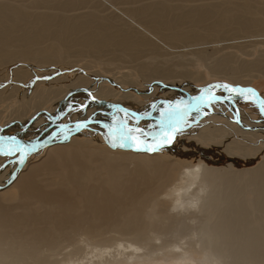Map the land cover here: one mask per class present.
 Listing matches in <instances>:
<instances>
[{
	"label": "bare ground",
	"instance_id": "1",
	"mask_svg": "<svg viewBox=\"0 0 264 264\" xmlns=\"http://www.w3.org/2000/svg\"><path fill=\"white\" fill-rule=\"evenodd\" d=\"M28 3L42 11L26 9ZM260 40L264 42V0H0V67H15L13 74L22 81L33 66L57 69L58 64L72 65L69 63L87 56L112 65V69L137 71L135 77L130 70L125 81L139 89L138 75L154 79L157 84L153 83L151 96L161 90L159 96L181 102L180 97L188 94L185 102H191L201 92L182 84L206 80V73L240 83L234 87L256 90L250 86L252 79L264 75V49H254ZM254 52L257 55L250 60L241 57ZM198 61L206 71H190ZM176 77L181 79V90L160 88V83ZM72 85L87 86L78 92L81 102L72 105L70 96L60 103L59 111L67 109L73 115L54 119L57 114L45 112L50 124L47 129L40 127L37 133L41 134L33 141L19 134L0 135L39 149L23 164L16 157L12 167L0 174V264H111L114 261L103 262V258L112 250L124 254L122 250L130 248L128 255L142 257L139 252L151 246H159L165 253L169 248L170 258L191 259L190 264H194L193 253L208 264H264V161L239 170L188 166L163 155L184 148L175 146L180 131L174 143L158 150H163L160 154L134 147L119 150L110 142L107 147V130L102 125L112 124L114 116L124 118L116 106L138 115L129 108L135 107L137 96L128 91L119 94L102 81L96 87L92 79L82 76ZM60 91L62 88H42L27 99L24 95L17 113L27 118L32 101L44 104ZM4 93L0 91V103ZM12 94L4 95L5 99ZM216 95L228 93L216 89ZM237 98L224 102L231 109L227 113L215 112L217 105H213L214 111L206 119L224 117L240 134L260 136L264 115L257 108L260 118L247 117L241 102H235ZM167 100L162 104L155 101L158 107L153 109L151 104L149 111L139 115L151 113L143 119L159 120L161 110L175 105ZM82 105H87L86 111L80 109ZM208 109L212 106L202 112ZM195 115L193 112L188 120ZM89 119L93 123L75 131L77 122ZM128 122L137 127L134 120ZM59 125L73 129L69 138L50 140ZM224 125L194 126L191 136L223 134ZM94 130L104 134L105 140L101 135L88 136ZM219 145L247 158L260 150L238 141ZM33 156L40 160L33 161Z\"/></svg>",
	"mask_w": 264,
	"mask_h": 264
},
{
	"label": "rangeland",
	"instance_id": "2",
	"mask_svg": "<svg viewBox=\"0 0 264 264\" xmlns=\"http://www.w3.org/2000/svg\"><path fill=\"white\" fill-rule=\"evenodd\" d=\"M33 6H34V4L28 3L26 6V9H28L30 11H42L41 9H38V10L33 9L32 8ZM256 44L258 46L254 47L255 50L259 51L261 48L264 49V42H261V40H260V44H258V43H256ZM207 45H212V44H203L202 46H207ZM236 52L238 54L240 53V51H238V50H236ZM256 55H257V52H254L251 55H249V54L241 55V57L250 60L253 57H255ZM98 62H100V61H93L92 58L85 56V57L80 58L78 62L73 61V62L69 63L72 65L62 66L61 64H58L55 66V67H57V69L51 68V67L42 69V68L33 66L32 68L29 69V71H31V73H29L30 76L23 81L16 79V77H15L16 73L13 74L14 70H16L15 67H11V66H9V67L7 66L6 68L0 67V91L4 90L5 96H8V95L14 93V92H12L13 90L15 91L14 95L12 94L11 96H9L10 98L6 97V99H5V96L2 95L3 100L0 103V135L7 133L6 135L17 136L19 134V135L23 136L24 140L33 141V140H35V138H37L38 135L41 134V133H37L38 129L40 127L44 128V129L46 127L48 128V124H50L49 123L50 116L48 118L47 115L45 114V112L49 111L53 115L57 114L56 116L52 117L54 119L57 116L58 117L62 116V114H65V116L73 115L74 114L73 111L70 112V110L66 109V110H63V112H62V110L59 111L58 109L60 108V105H62L60 103H62L64 100L68 99L70 96L72 98V102H71L72 105H74L75 102L76 103L81 102V99H83V98L79 97L78 92L87 86H77V85L73 86L72 85L73 82L76 80V78H79L81 76L86 77L89 80L92 79V83L96 87L102 81V83H105L106 85H110L111 87L115 88L116 91H119V94H124L125 91L126 92L128 91L130 93H134L137 96V99L135 102V107L129 106V108H131V110H137L136 112L137 113L139 112L138 115L140 113L142 114V111L146 110L147 107L150 106L151 104L152 105L154 104L157 106L158 103L162 104V103H164V101L167 100L163 96H161V95H160L161 97L159 96L161 90H157L158 94L155 96L150 95V93H152L151 89H152L153 83L157 84L155 81L153 82L154 79H152V81L151 80L149 81V80H146V79L139 77V75H138L136 78L137 79L136 81L139 83V86H140V89H139L138 87L133 86V84L128 83L129 80L125 81V79H127V77L129 78V75H130L131 69L129 67L112 69V68H114V67H112V65H105V64L98 63ZM19 66H21V67L25 66L23 68L29 67L28 64H20ZM104 66H109L110 68L108 70H104V69H102ZM152 67H153V65L148 66L149 69ZM204 68L205 67H204L203 63L201 61L199 63V61H198L197 66L190 68L191 69L190 71H197V70L206 71L207 69H204ZM113 71H115L114 72L115 74L112 73ZM94 72H96V73H94ZM147 72H149V71H147ZM132 73H136L135 77L138 74L137 71H132ZM229 74H233V72L231 71V72H229ZM113 75L116 77H114ZM179 75H180V73H179ZM220 75H223V74H220ZM101 76H103V77H101ZM180 76H182V75H180ZM206 76H205L206 80L204 79L201 81H192V82L186 81L183 84H182V82H178L181 80L180 77L179 78L176 77V78L168 80V81H172L170 83L164 82V81L162 83H160V88H162V87L163 88H169L170 87L171 89H174V90H181L183 88V86H181V84H182V85H188L191 87V89L195 88L194 90L201 92L202 89L208 87L209 85H215V83L228 84V85H240V83L232 81L231 79H229L227 77L216 79L215 77H212L209 73H206ZM135 77H133V79ZM98 80L99 81L101 80V81L99 82ZM158 80L161 81L160 79H158ZM213 80H217V82H213ZM35 84H37L38 89H37ZM250 86L255 88L256 90H258L260 94L264 95V75L260 76V78L256 77V78L252 79ZM42 88L43 89L62 88L63 92L60 91V94H57L58 96H56V97L53 96L54 98L52 97L49 101H46V103L41 104V105L37 104L35 102V100H36L35 99L34 101H32V104H31L33 106V107L31 106V108H33L32 111H29V115H26V117L27 116L28 117L24 118L25 116H19V114H18L20 112L19 111V109H20L19 108V104H20L19 102L22 98H24V95L27 99V98L31 97L34 92H37L39 89H42ZM64 89H66L67 91L65 90L66 91L65 92ZM137 89H138V91H137ZM30 91L32 94L30 93ZM188 91H190V90H188ZM222 91H223V89H222ZM95 95L98 96V93H95ZM93 97H94V95H91V99H93ZM95 98H97V97H95ZM171 98H168L167 101H169V102L172 101L171 103H174V104H176L177 102H179L181 100V99H179V100L175 99L176 97H171ZM180 98H182V100H184L183 102H185L186 100H188L187 99L188 94L187 95L185 94L184 96H182ZM161 99H164V100H161ZM16 100H18V101H16ZM100 100L103 102H106V103H112L111 100H103V99H100ZM235 100H236L235 102H241V104H239V105L243 107L241 109L247 117L249 115L252 118H256V116H257V118H260L259 112H258V109L256 106H254L250 102L245 101L244 99H241L240 97L235 99ZM8 101H10L11 103ZM155 101L158 103H156ZM137 102H139V103L136 104ZM14 104H15V106H14ZM83 104H85V103H83ZM223 104L224 103L215 104V105H217L216 107L218 108V109L215 108V112L227 113V112L231 111L230 106L228 104H225V105H223ZM140 107H141V109H140ZM85 108H87V107L81 108V106H80V109L83 111H86ZM221 108H222V110H221ZM224 109H226V110H224ZM227 109H229V110H227ZM138 110H140V111H138ZM149 110H150V107L146 111H149ZM217 110H219V111H217ZM210 111L211 112L214 111L213 105H212V109L205 110L201 114L195 115V117H192L191 119L188 120L187 125L183 126L182 130L180 131V133L177 137L179 141L175 144V146L178 147L179 145H183L184 148L178 147L177 149H172L171 151H168L169 153L166 152V154H165V152H163L164 153L163 155L167 156L169 159L171 158V159L179 160V161L187 164L188 166L206 165V166H210V167H226V168L229 167L232 170H239V169H243V168L255 167V166H258L262 161H264V131L262 132V134H260V136L247 135L249 133H246V134L241 133L240 134V132H238L237 130H235L231 126H228L227 121L229 119L226 120L227 118L225 119L224 117H218L219 119L217 121H215V120H211V122L208 121L206 118H210V116H211ZM249 112L251 114H249ZM67 113H71V114H67ZM145 113H143V114H145ZM203 113H207V115H204ZM233 113L234 112H232V114ZM233 115H235V114H233ZM158 117H160V116L158 115ZM205 119H206V122H205ZM246 119H247V121L250 120L249 118H246ZM157 120H158V118L155 121L152 119H149V120L141 119V121L143 123L138 124L137 127H140V128L143 127V129L146 128L145 129L146 131H149V129H152L153 131L151 130L150 133L155 135V133L157 131H159ZM201 121H203V122H201ZM255 121H259V119L258 120L256 119ZM146 122H148V123H146ZM206 123L213 124V125H219V126H222V124L223 125L225 124L224 127H226V131L223 134L222 133L221 134L213 133V135H209V137L207 136L204 138H201V136H200V137H198V139L194 138V137H197L195 135L191 136V133H193L194 130L198 126H199L198 128H200ZM63 124H68V122L63 121ZM155 124H157V125H155ZM234 124H235V122H234ZM194 126H197V127H194ZM103 128H105V127H103ZM83 131L86 132V130H83ZM92 132H94V133L89 134L88 136L91 135L90 137L95 138V137L101 135L102 137L101 136L100 137L103 140H105L107 137L104 134L100 133V131L94 130ZM103 135L105 136V139L103 138ZM186 137L187 138H193L194 141L192 142V141L188 140ZM229 141H236V142L238 141V143H241L243 145L250 146V147L252 146V148H255V149H257V147H259L260 150L259 151L257 150L258 152L255 155H253V157L251 156V157L247 158V157L241 156L239 154V152L238 153H228L222 146H220V145L218 146V144L222 145V143L229 142ZM108 142H109V140L106 139V142L104 141V145L108 144ZM172 142L174 143L175 139ZM196 142H197V144H196ZM106 146L108 147V145H106ZM176 147H174V148H176ZM46 149L47 148H45V150ZM117 149L126 150L127 148L117 146ZM163 150H161V151H163ZM161 151H156L154 153L160 154ZM165 151H167V150H165ZM0 157H1L0 165L3 166V167H0V174L3 175L6 173L7 169H10L12 167V165L14 164V160H15L16 156H13V157L0 156ZM33 157H35V158H33ZM33 157H32L33 161H36L37 159H39V156H38V158H36V156H33ZM155 243L158 244L159 242L155 241ZM129 249L130 248H128V250H122V252L124 254H119V251L112 250V252L106 258H103V262H105L106 260H110V261H114L111 264H180V263L190 264L189 261L191 260V259L189 261H187V260L186 261L174 260V259L169 257L170 256L168 254L169 248H166V251H168V253H165L164 250L160 249L159 246H151V247H147L146 249L142 250L141 252H139L141 255L143 254L142 257H140V256L135 257L134 255H128L127 252L130 251ZM192 257L194 258V261H193L194 264L195 263L196 264H208L206 261H202L203 258H201L197 253H193ZM74 264H78V262H75Z\"/></svg>",
	"mask_w": 264,
	"mask_h": 264
},
{
	"label": "snow or ice",
	"instance_id": "3",
	"mask_svg": "<svg viewBox=\"0 0 264 264\" xmlns=\"http://www.w3.org/2000/svg\"><path fill=\"white\" fill-rule=\"evenodd\" d=\"M216 89H223L228 95H216ZM233 96H239L245 101L250 102L259 109L261 115H264V97H260L256 90L252 88L234 87L228 84H215L202 89L201 94L193 97L191 102L181 101L175 105L168 104L160 111V119L157 122L159 131L155 135L143 128L130 126L128 122L129 119H132L138 125L141 119L151 116V113H145L144 116H141L136 113H128L127 110L116 106V112H123L124 118L114 116L112 124L103 125L107 129L106 138L113 147H134L137 151L156 152L166 144L171 143L175 134L182 130V126L187 125L188 118L193 112L199 115L204 108H210L217 103L231 102ZM84 107H87V105L81 106V108ZM152 107L155 109L156 105H152ZM203 114L207 115V113ZM236 122L239 123L240 121L237 119ZM90 123H93L91 119L84 122H77L75 131H80L88 127ZM96 123H99V121H96ZM72 131L73 129L66 125H59L57 131L49 139H55L58 136L63 139H68ZM38 150L35 144L28 146L21 143L16 137L0 136V156H16L19 164H23L31 152ZM0 167L3 166L0 165Z\"/></svg>",
	"mask_w": 264,
	"mask_h": 264
},
{
	"label": "water",
	"instance_id": "4",
	"mask_svg": "<svg viewBox=\"0 0 264 264\" xmlns=\"http://www.w3.org/2000/svg\"><path fill=\"white\" fill-rule=\"evenodd\" d=\"M173 141V140H172Z\"/></svg>",
	"mask_w": 264,
	"mask_h": 264
}]
</instances>
